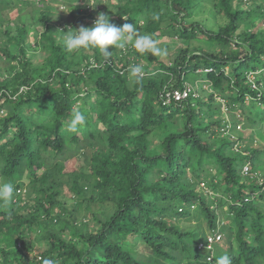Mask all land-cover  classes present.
Masks as SVG:
<instances>
[{
  "label": "trees",
  "instance_id": "obj_1",
  "mask_svg": "<svg viewBox=\"0 0 264 264\" xmlns=\"http://www.w3.org/2000/svg\"><path fill=\"white\" fill-rule=\"evenodd\" d=\"M53 1L79 2L70 14L87 20L77 29L105 13L117 27L180 44L163 59L131 45L108 58L67 53L68 27L44 9L31 47L0 0V184L15 189L0 207V264H215L224 254L264 264V148L251 146L264 141V0ZM205 9L214 30L199 18ZM133 64L144 69L136 85ZM186 87L198 97L165 103ZM77 110L86 122L69 133ZM191 220L209 233L178 225ZM215 231L208 262L197 245Z\"/></svg>",
  "mask_w": 264,
  "mask_h": 264
},
{
  "label": "clouds",
  "instance_id": "obj_2",
  "mask_svg": "<svg viewBox=\"0 0 264 264\" xmlns=\"http://www.w3.org/2000/svg\"><path fill=\"white\" fill-rule=\"evenodd\" d=\"M91 8L95 10V7ZM122 18L127 19L126 17ZM110 19L111 18L107 14L98 13L92 27L81 26L79 29L69 28L62 32L64 33L62 36V46L64 50L67 53H76L81 50L96 49L104 57L108 58L112 55V53L108 51L110 47L115 50L127 52L129 45H131L135 52L140 55L150 53L152 56L161 59L168 56L167 48L159 47L158 41L153 39L150 34H141L133 23H127L122 27H117L110 22ZM143 75L144 69L140 64L129 66L128 79L131 84H140ZM85 122V115L79 110L74 111L67 124V131L69 133H78ZM236 131H239L241 137L248 135L243 133L241 124L236 126ZM232 137L236 138L235 135H232ZM244 140H246V138ZM260 144H262V148H264V142L254 141V139L251 141V146ZM242 145V142H239L235 147L240 148ZM247 172L248 167H243L241 174L245 175ZM202 185L203 184H201V187ZM14 193L15 189L12 183L0 184V207H10L14 201ZM220 240L221 235L219 232L215 231L212 234H208L206 239L200 241L197 245V250L209 251L207 261L210 262L213 256L214 245ZM38 258H40V260ZM41 260L42 258L37 255V261L40 262ZM42 264H57V261L52 258H44ZM215 264H232V261L229 255L224 254L215 258Z\"/></svg>",
  "mask_w": 264,
  "mask_h": 264
},
{
  "label": "rangeland",
  "instance_id": "obj_3",
  "mask_svg": "<svg viewBox=\"0 0 264 264\" xmlns=\"http://www.w3.org/2000/svg\"><path fill=\"white\" fill-rule=\"evenodd\" d=\"M4 2L5 5H3V8L5 9L3 11V16H6L12 24L16 23L18 18H20V23L23 24L28 30L30 34V38H28V42L30 43V46L33 47L35 42L38 40V33H36V29L39 27L38 25V18H39V13H41L42 10L47 9L50 11L49 13L51 14V21L52 23L56 24V28L62 29L64 27L72 28V29H77L78 23L80 22L81 19L87 20L86 18H79V19H73L72 15L70 14V6H76L79 5L77 1H74L70 4H64L63 6L58 5L54 3L53 0H28L30 2V5L26 4V0H1ZM87 1V0H86ZM8 2H11V4H8ZM81 2V0H80ZM91 5L95 6L97 3L91 1ZM72 4V5H71ZM80 5H82L80 3ZM99 9H102L103 4L100 2V5L98 6ZM205 8V7H204ZM81 8V12H82ZM72 10V9H71ZM52 11V12H51ZM200 19L204 20V25L209 28L214 30L216 27V18L214 17L213 13L209 9H205L202 14L199 17ZM4 22H7V20ZM217 28V27H216ZM37 37V40H36ZM153 39L158 41V46L159 47H164L167 48L168 50L173 47L179 46L180 42L174 40V39H168V38H161L157 36H152ZM109 52L115 53L117 50L114 48L110 47ZM31 52H34V56L32 57V62L35 64H40L42 63V60L46 57L45 52H43L40 48H33ZM85 53H88L86 50ZM2 69H4L7 65L5 63H0ZM15 65V63H13ZM204 96H207V93H202ZM243 133L248 134L247 136L244 135V138H246L245 141H247V138L252 137V132L251 131H244ZM264 138V137H263ZM258 142H261V139ZM264 142V141H263ZM244 145L245 143L242 142ZM24 192V191H23ZM69 204L71 202H68ZM94 209H97V207H92V211ZM179 226L181 227H190L192 230L200 231L201 230L205 233H209L208 229L205 225V223L201 221H195L191 220L189 222H179ZM35 243V242H34ZM42 244H44L42 242ZM40 246V245H37ZM33 257V254L29 255V258Z\"/></svg>",
  "mask_w": 264,
  "mask_h": 264
},
{
  "label": "built area",
  "instance_id": "obj_4",
  "mask_svg": "<svg viewBox=\"0 0 264 264\" xmlns=\"http://www.w3.org/2000/svg\"><path fill=\"white\" fill-rule=\"evenodd\" d=\"M0 96H2V91H0ZM189 97L196 98V97H198V95L196 93H193L192 90H191V88L186 87V88H183L182 91H179L177 89H175L173 91H168L165 94V97L163 96V99H164V101H165L166 104H170L173 101L174 102L185 101ZM3 112L4 111L1 110L0 111V114H2ZM38 259L40 260V258H38Z\"/></svg>",
  "mask_w": 264,
  "mask_h": 264
}]
</instances>
